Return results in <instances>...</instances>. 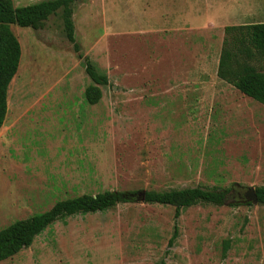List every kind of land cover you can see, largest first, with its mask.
<instances>
[{"label":"rangeland","instance_id":"rangeland-1","mask_svg":"<svg viewBox=\"0 0 264 264\" xmlns=\"http://www.w3.org/2000/svg\"><path fill=\"white\" fill-rule=\"evenodd\" d=\"M60 14L11 27L21 58L0 128V229L82 194L230 192L177 219L134 199L70 216L0 264H264V205L240 201L264 188V106L216 76L224 28L263 23L264 0H82L81 60ZM85 60L107 77L95 105ZM250 64L264 72V57Z\"/></svg>","mask_w":264,"mask_h":264},{"label":"trees","instance_id":"trees-1","mask_svg":"<svg viewBox=\"0 0 264 264\" xmlns=\"http://www.w3.org/2000/svg\"><path fill=\"white\" fill-rule=\"evenodd\" d=\"M82 0H42L36 3L15 6L13 0H0V128L7 113V92L10 82L17 73L21 46L11 27L42 29L50 16L61 14L65 38L71 44L78 59H82L79 45L74 37L72 5ZM226 38L218 60L216 76L244 96L264 106V72L250 64L256 56L264 57V22L243 26L225 27ZM91 84L83 96L89 105L97 104L102 96L101 86L107 85V77L89 60L82 63ZM257 202L264 205V188H254ZM229 188L203 189L200 187L168 191H144V202L172 206L174 218L182 210L197 204L224 205ZM135 192L104 191L82 194L57 201L49 210L17 220L0 229V262L9 259L22 249L29 247L34 239L57 221L74 215L104 212L121 203L132 202ZM249 205V204H248ZM177 237L173 228L169 246ZM227 248H225L226 250ZM158 264H165L160 261Z\"/></svg>","mask_w":264,"mask_h":264},{"label":"water","instance_id":"water-1","mask_svg":"<svg viewBox=\"0 0 264 264\" xmlns=\"http://www.w3.org/2000/svg\"><path fill=\"white\" fill-rule=\"evenodd\" d=\"M130 197L134 200L144 202V191L137 192ZM243 201L251 204H258L254 188L247 189L243 194Z\"/></svg>","mask_w":264,"mask_h":264},{"label":"flooded vegetation","instance_id":"flooded-vegetation-1","mask_svg":"<svg viewBox=\"0 0 264 264\" xmlns=\"http://www.w3.org/2000/svg\"><path fill=\"white\" fill-rule=\"evenodd\" d=\"M244 192H245V191L242 190V192L240 193V195L242 194L241 197H240V201H241V199L243 198V194H244Z\"/></svg>","mask_w":264,"mask_h":264}]
</instances>
